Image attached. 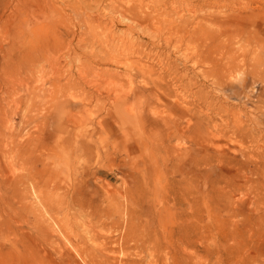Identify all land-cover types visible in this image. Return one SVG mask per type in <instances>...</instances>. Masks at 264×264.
I'll list each match as a JSON object with an SVG mask.
<instances>
[{"label": "rangeland", "instance_id": "rangeland-1", "mask_svg": "<svg viewBox=\"0 0 264 264\" xmlns=\"http://www.w3.org/2000/svg\"><path fill=\"white\" fill-rule=\"evenodd\" d=\"M20 2L0 0V264H264V81H242L240 66L230 81H164L127 96L150 81L98 64L91 54L108 32L74 15L107 3ZM72 26L82 40L69 51L60 33ZM85 68L75 83L88 94L67 81ZM66 101L80 118L61 115ZM248 117L258 125L246 135L233 121L247 128ZM80 126L84 147L66 144Z\"/></svg>", "mask_w": 264, "mask_h": 264}, {"label": "bare ground", "instance_id": "bare-ground-1", "mask_svg": "<svg viewBox=\"0 0 264 264\" xmlns=\"http://www.w3.org/2000/svg\"><path fill=\"white\" fill-rule=\"evenodd\" d=\"M15 1L19 5L24 4L20 0ZM102 2L107 4L95 13L91 11L90 14L80 16L74 13V15L77 18H83L86 22L96 21L93 23L96 27L108 32L106 40H98L99 51L91 54L98 64L121 66L124 68V76L128 79L137 76L143 81H150V83H143L141 89H134L129 94L125 93L127 96L142 97L141 94L145 92L144 88L149 85L162 89L161 86L167 84L164 81L180 79L193 81L194 77L201 81H230L234 79L233 73L235 72L236 75L239 72L240 66L245 70V73H242V81H264V59L259 57L261 52L264 54V0H131L128 4L120 0H102ZM16 8L13 5L12 10L7 14L2 13V30L7 29L8 31V26L14 24ZM94 14H98L106 22L98 21L94 18ZM12 30L14 32L20 30L19 34H23L22 29ZM78 34L81 33L76 26L65 27L63 33H60L67 50H73L72 46L79 47L78 41L82 39ZM18 44L19 39L14 38L10 45H5L7 47L4 48L11 50ZM133 56L138 59L139 63L129 59ZM143 58L151 65H143ZM20 61L27 69H30L31 65L34 66L31 60L27 62L20 59ZM178 66L190 69L192 76L179 74ZM127 67L131 70H126ZM87 72V68L83 71L77 69L73 75L69 72L67 79L84 94L88 93L82 81H80L81 84L75 81L85 80ZM105 72H95L93 77L100 79L99 76ZM29 81L19 83V87L25 91L29 90ZM98 84L101 85L102 81ZM89 90L92 95L101 96L98 88L94 91ZM46 99L47 95L40 89L35 100L44 102ZM71 99L76 102L73 98ZM72 104L74 103L71 102L70 105ZM117 104L120 105L121 102ZM55 107L59 112H63L61 115L75 119L80 118L83 112V109L79 107L77 109L75 106L76 111L73 113L69 110L67 101ZM54 121L60 127L57 118H53L52 122ZM248 122L252 128L249 125L245 128L239 122V118L233 121L238 126L237 128L242 129L246 135L253 134L255 126L258 125L252 117H248ZM98 125L106 126L99 122ZM81 127L76 130L77 136L74 140L64 139L66 144L74 143L77 145L76 148L84 147L83 142L88 141V137L82 134ZM8 129L16 134L14 127ZM58 130L60 132V128ZM29 190L34 192L35 188L30 187ZM35 204L33 199L29 201V206L34 207V210H36ZM38 214L41 216V212ZM49 230L55 238L58 237L51 225Z\"/></svg>", "mask_w": 264, "mask_h": 264}]
</instances>
